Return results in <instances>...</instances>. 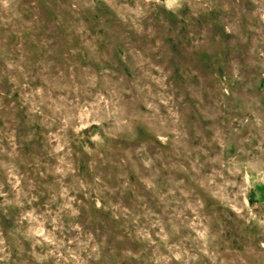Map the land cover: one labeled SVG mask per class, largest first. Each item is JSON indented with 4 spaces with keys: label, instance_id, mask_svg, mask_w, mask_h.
<instances>
[{
    "label": "rangeland",
    "instance_id": "1",
    "mask_svg": "<svg viewBox=\"0 0 264 264\" xmlns=\"http://www.w3.org/2000/svg\"><path fill=\"white\" fill-rule=\"evenodd\" d=\"M0 264H264V0H0Z\"/></svg>",
    "mask_w": 264,
    "mask_h": 264
}]
</instances>
